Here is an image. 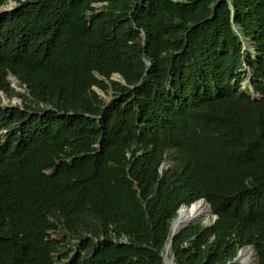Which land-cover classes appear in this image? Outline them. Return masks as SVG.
Returning <instances> with one entry per match:
<instances>
[{"label":"trees","instance_id":"1","mask_svg":"<svg viewBox=\"0 0 264 264\" xmlns=\"http://www.w3.org/2000/svg\"><path fill=\"white\" fill-rule=\"evenodd\" d=\"M200 199L176 264H264V0H0V264H165Z\"/></svg>","mask_w":264,"mask_h":264},{"label":"bare ground","instance_id":"2","mask_svg":"<svg viewBox=\"0 0 264 264\" xmlns=\"http://www.w3.org/2000/svg\"><path fill=\"white\" fill-rule=\"evenodd\" d=\"M210 207L207 202L205 201H197L191 206L184 205L180 211L178 218L174 221L172 226V232H177L183 225L190 223L194 220L204 218L209 214ZM170 250V246H167L166 255L168 256ZM171 251V250H170ZM252 250H245L242 252L240 259L243 261L244 264H254L252 256ZM168 264H175L174 260L168 258ZM257 264V263H256Z\"/></svg>","mask_w":264,"mask_h":264},{"label":"rangeland","instance_id":"3","mask_svg":"<svg viewBox=\"0 0 264 264\" xmlns=\"http://www.w3.org/2000/svg\"><path fill=\"white\" fill-rule=\"evenodd\" d=\"M12 4H13V3H11V5L5 7V9H10V7L12 6ZM114 78H119V75H114ZM11 80H12V85L15 86L16 88H18L16 79H14V78L12 77ZM18 89H20V88H18ZM98 91H99L102 95H106L104 92H102V91H100V90H98ZM106 96H107L108 98L111 97L110 94H109V95H106ZM10 103H11V104L20 103V99L17 98V97H13L12 99H9V98L3 96V99H2V103H1V105H8V104H10ZM209 211H210V209H209ZM194 221H195V222H197V221L202 222L204 225H210V224L213 223V221H214V215H213L212 212L210 211L209 214H208L207 216H204V218L197 219V220H194ZM252 252H253V251H252ZM171 256H172V254H171V251L169 250L168 257H171ZM252 256H253V257H252L253 262H254V264H256V263H257V257H256V254L253 253ZM236 263L244 264L243 261H241V260L238 261V262H236ZM257 264H258V263H257Z\"/></svg>","mask_w":264,"mask_h":264},{"label":"water","instance_id":"4","mask_svg":"<svg viewBox=\"0 0 264 264\" xmlns=\"http://www.w3.org/2000/svg\"><path fill=\"white\" fill-rule=\"evenodd\" d=\"M201 200H202V201H205L204 199H201ZM199 201H200V200H199ZM184 205H186V204H184ZM184 205H182V206L180 207V209H181ZM209 206H210V204H209ZM180 209H179V211H180ZM179 211H178V215H179ZM177 218H178V216H177V217L173 220V222H172V225H171V236H170V240H169L168 243H166V245H165V250H164V252L162 253V256H163V259H164V263H165V264H168V258L174 260V255H172L171 257H168V256L166 255V249H167V246L169 245L170 248H171V246H172V240H173L174 235H175L178 231H180V230L186 228V227L189 225V223H187V224L183 225V226H182L177 232H172V226H173V223H174V221H175ZM214 219H216V216L214 217ZM245 250H252L253 253L256 254V251H255V249H254V245H247V246H245V247H242V248L238 251L237 256H236L231 262H229V264H233V263H235V262L240 261V260H241V259H240V256H241L242 252L245 251ZM241 261H242V260H241ZM174 263L176 264L175 261H174Z\"/></svg>","mask_w":264,"mask_h":264},{"label":"clouds","instance_id":"5","mask_svg":"<svg viewBox=\"0 0 264 264\" xmlns=\"http://www.w3.org/2000/svg\"><path fill=\"white\" fill-rule=\"evenodd\" d=\"M201 200V199H200ZM199 201V200H198ZM197 202V201H196ZM206 202V201H205ZM195 203V202H194ZM193 204V203H192ZM184 205V204H183ZM187 205V204H186ZM209 205V204H208ZM210 207V206H209ZM216 215H214V217H215ZM217 217V216H216ZM214 221H215V219H214ZM236 263V262H235Z\"/></svg>","mask_w":264,"mask_h":264}]
</instances>
